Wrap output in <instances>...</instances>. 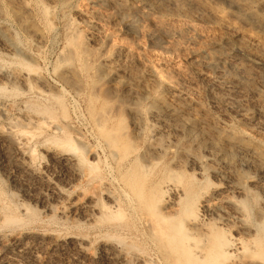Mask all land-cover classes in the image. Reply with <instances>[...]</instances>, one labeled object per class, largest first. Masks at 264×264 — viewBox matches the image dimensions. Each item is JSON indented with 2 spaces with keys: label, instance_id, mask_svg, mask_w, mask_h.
<instances>
[{
  "label": "rangeland",
  "instance_id": "rangeland-1",
  "mask_svg": "<svg viewBox=\"0 0 264 264\" xmlns=\"http://www.w3.org/2000/svg\"><path fill=\"white\" fill-rule=\"evenodd\" d=\"M236 69L249 83L220 94ZM263 124L264 0H0V197L21 219L0 233L43 236L33 255L6 241L0 264H135L166 184L190 254L216 189L210 240L264 248Z\"/></svg>",
  "mask_w": 264,
  "mask_h": 264
},
{
  "label": "bare ground",
  "instance_id": "bare-ground-1",
  "mask_svg": "<svg viewBox=\"0 0 264 264\" xmlns=\"http://www.w3.org/2000/svg\"><path fill=\"white\" fill-rule=\"evenodd\" d=\"M166 1H173V0H166ZM18 18L21 19V16L19 15V11H16ZM248 16L253 17V14H248ZM214 69H217V67L214 64L210 65ZM241 80L243 82L246 81L249 83L248 77L244 76L240 73L238 69L233 70L231 74L230 80L232 82H227L224 80L223 75H220L213 79L214 86L220 91V94L224 93H230V90H233L236 85L234 82H239ZM223 103L225 105H229L230 102L223 98ZM264 128V124L260 125ZM232 139L234 141H237L238 139L234 136H232ZM233 153V152H231ZM230 153V154H231ZM231 159L238 158V155L236 153L230 155ZM196 162L201 164V161L197 160ZM242 166L248 165V162L246 160H243L240 162ZM31 162H28L25 164V168L30 171ZM165 192L172 194L170 199H167V201L163 204V207L157 208V206H153L151 210L144 214L143 217V232H144V244L148 247L147 252L146 250H138L137 247L129 246L128 248V257L129 261L127 260V263H135V264H153L152 259L156 257L157 261L163 260L162 256H170L175 255L176 264H242L244 261L245 256H250V261H256L257 257L264 258V248L260 244V239L257 241V243L253 246L247 245L243 239L236 238V237H229L228 239L222 241V242H214L210 240V237L206 235V216L209 212L213 210L214 203H213V196L221 195L224 193L222 189H216L214 190L215 193L212 194V197H208L204 199L202 202V213L201 216H194L186 222L187 227L192 231L199 232V238L202 239V245L197 248L196 251H193V253H189L190 246L186 243V240L181 239L180 235H178L172 226L167 227V221L174 216H176L177 211H174L176 209V206H178V197L177 194L180 192L178 187L173 186L171 184H166L164 188ZM6 200L3 199V197H0V211L3 212V214H0V225L2 226H9L14 225L15 223L21 222L20 215H14L9 216L7 215L6 211L8 210L7 204L5 202ZM160 209V210H157ZM11 211V210H10ZM8 210V212H10ZM162 212V213H161ZM13 214V213H12ZM262 232V230H261ZM262 237L264 235H261ZM52 238L55 241H59L56 236H52ZM38 239H43V236H40L39 234L35 235H28L23 233H13L10 236H5L0 233V247L4 245L6 241H15V243H19L24 246L23 254L27 255L28 252H30V248L33 243V241H36ZM30 241V242H29ZM73 241L76 246L79 249V252L83 253L84 248L82 247L83 243L80 240H71ZM212 241V242H211ZM114 242L113 244H115ZM122 241H120V244ZM118 246L116 247H120ZM124 244H126L124 242ZM113 246V245H112ZM128 246V245H126ZM116 247H112L113 252H118L119 249ZM123 248V244H122ZM139 248V247H138ZM124 251V250H123ZM126 252V250H125ZM33 252H30L31 255ZM122 253V252H121ZM120 253V254H121ZM126 254V253H125ZM4 256L3 251L0 250V259ZM119 257V256H118ZM240 257L241 262H240ZM31 258L36 259V256H32ZM125 259V258H124ZM128 259V258H127ZM126 260V259H125ZM124 260V261H125ZM14 259H9L7 261L8 264H15ZM222 261V262H220ZM245 262V261H244Z\"/></svg>",
  "mask_w": 264,
  "mask_h": 264
}]
</instances>
